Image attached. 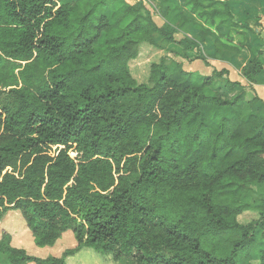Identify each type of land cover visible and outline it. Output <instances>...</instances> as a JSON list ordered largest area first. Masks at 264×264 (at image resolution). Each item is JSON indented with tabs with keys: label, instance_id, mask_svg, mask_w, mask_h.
<instances>
[{
	"label": "trees",
	"instance_id": "obj_1",
	"mask_svg": "<svg viewBox=\"0 0 264 264\" xmlns=\"http://www.w3.org/2000/svg\"><path fill=\"white\" fill-rule=\"evenodd\" d=\"M149 2L0 0V222L19 213L40 249L76 242L40 257L4 231L7 264H67L84 249L131 264H264L252 188L264 186V47L250 22L264 31V18L241 20L228 0ZM170 46L207 66L251 53L248 86L216 88L228 71L187 72ZM144 47L165 55L140 83L129 64Z\"/></svg>",
	"mask_w": 264,
	"mask_h": 264
},
{
	"label": "rangeland",
	"instance_id": "obj_2",
	"mask_svg": "<svg viewBox=\"0 0 264 264\" xmlns=\"http://www.w3.org/2000/svg\"><path fill=\"white\" fill-rule=\"evenodd\" d=\"M130 5H135L139 2V0H125ZM148 3V0H146ZM149 3H152L154 6H157L158 0H149ZM183 2L184 0H179ZM157 3V4H156ZM174 10L177 11L176 8ZM155 19L157 23L161 26L163 24L162 20L159 18V16L155 15ZM252 26L257 29V31L260 33L261 36V43H257L258 45H262L264 47V31H261L256 23L250 21ZM264 22V19H263ZM192 36H199L198 29L194 30L191 33ZM183 36L180 34L177 36V38H182ZM157 41L159 44H163V37L157 36ZM165 48H168L166 44L163 45ZM172 50L176 51V49L180 48V51H183L184 54L179 53V55L184 56L183 59H186V61H189V57L191 58H197L199 56L196 49H189L185 50L181 46H170ZM175 48V49H174ZM168 50V49H166ZM170 50V49H169ZM191 52L189 55L187 52ZM165 53L158 51L151 47H144L141 50L140 57L137 61L132 62L130 65V68L132 70L133 75L136 77V79L140 83H147L149 78V71L150 67L153 63L159 62L162 57H164ZM170 60L175 61H182L181 57H178L174 55L173 53L170 55ZM223 84L216 85V88H221ZM263 108L261 106H258L257 110L255 112H262ZM254 192H255V200L257 203H263L264 202V186L260 185H253L252 186ZM257 213H245L240 217L241 222H249L253 219H257L258 216ZM4 231L9 232L13 236L14 245L19 248L26 249L31 255L40 256V257H46L48 255L53 256H59L62 254L63 250L65 248H74L76 246V242L73 238L72 234H66L63 239L60 241V243L55 248L48 249H40L35 247L34 245V238L31 234V232L27 229V226L24 222V220L21 218V215L19 213H11L9 214L3 221L0 222V237ZM0 264H7L3 258L0 257ZM33 264V263H30ZM67 264H131L130 260L128 259H121L116 260L112 255L104 256L100 253L96 252L93 249H84L81 252H79L77 255L69 258L67 260Z\"/></svg>",
	"mask_w": 264,
	"mask_h": 264
},
{
	"label": "crops",
	"instance_id": "obj_3",
	"mask_svg": "<svg viewBox=\"0 0 264 264\" xmlns=\"http://www.w3.org/2000/svg\"><path fill=\"white\" fill-rule=\"evenodd\" d=\"M230 3L234 4L236 13L239 15L241 20H247L249 17L263 16L264 18V2H258L257 0H228ZM222 33L226 34L227 30L223 29ZM195 37V36H193ZM214 41L210 38L207 42L203 44L204 50L210 54H213ZM176 47V46H175ZM175 49V48H174ZM176 49V52L184 54L183 51ZM178 53V54H179ZM188 55L191 53L187 52ZM181 57H184L180 55ZM189 61L182 59L184 69L187 72L198 75L199 77H208L213 74L216 70L221 72L223 70L228 71V76L220 79H216V85L225 84L228 80L231 82H239L242 88L237 90H242L247 87L246 81L242 78L241 74L246 65L254 59L251 53L244 52L242 55H237L235 53L226 52L223 57L209 60V65L207 66L203 61L196 60V58L189 57ZM255 89L259 97L264 101V84L259 81V84L255 86Z\"/></svg>",
	"mask_w": 264,
	"mask_h": 264
}]
</instances>
